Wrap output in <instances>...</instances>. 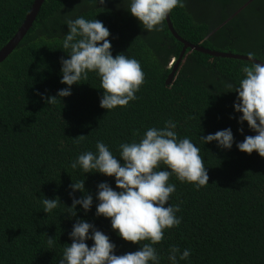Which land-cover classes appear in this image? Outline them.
<instances>
[{"label":"trees","instance_id":"obj_1","mask_svg":"<svg viewBox=\"0 0 264 264\" xmlns=\"http://www.w3.org/2000/svg\"><path fill=\"white\" fill-rule=\"evenodd\" d=\"M35 0H0V51L17 34ZM130 0H46L32 29L20 46L0 64V264H59L77 220L91 223L115 244L114 254L137 251L111 227V220L96 215L98 185L116 189L115 178L71 167L84 152H97L103 141L118 159L122 143L139 142L150 127L163 128L172 120L178 139L189 138L200 148L209 181L199 187L181 182L173 174L176 190L168 205L180 206L179 226L166 229L153 245L159 264H172L170 249L191 255L178 264H264V158L241 152L237 144L256 133L241 124L234 92L244 78L241 68L251 62L212 57L188 49L170 81L184 44L163 30L147 32L128 10ZM170 14L176 33L186 42L220 53L255 58L264 63V0H184ZM101 21L110 31L111 52L140 62L144 84L137 99L126 107H100L101 80L94 72L70 87L71 95L56 104L69 86L62 84L61 59L70 50L62 47L69 18ZM234 85L226 92V84ZM230 128L231 149L201 137ZM243 128L241 133L239 129ZM139 130V135L133 133ZM87 135L77 142V136ZM123 164V161L121 160ZM159 170H167L161 165ZM85 179L93 204L71 208L70 185ZM71 193V195H70ZM59 198L50 213L43 199ZM76 211V215L72 216ZM91 234V233H90ZM48 237L55 243L49 247ZM89 247L94 243L86 241Z\"/></svg>","mask_w":264,"mask_h":264},{"label":"clouds","instance_id":"obj_2","mask_svg":"<svg viewBox=\"0 0 264 264\" xmlns=\"http://www.w3.org/2000/svg\"><path fill=\"white\" fill-rule=\"evenodd\" d=\"M93 4H104L105 0H91ZM184 0H130L128 10L147 32L163 30L164 21L177 7L183 8ZM69 28L63 37L62 47L70 50L68 59H61L62 84L69 86L62 89L57 96L46 98L47 104H56L59 97L71 95L70 87L88 79V73L94 72L101 80L103 96L100 107L111 110L126 107L130 101L137 99L136 93L144 84V72L140 62L134 58L111 52L110 31L97 20L84 17L69 18L65 21ZM255 53H248L250 65H244L241 71L244 78L234 92L238 93L234 104L236 112L242 113L239 122H247L256 134L245 136L243 142L236 146L241 152L251 155L257 152L264 158V63H255ZM227 91H233L234 85H225ZM172 120L165 122L163 128L150 127L139 142L122 143L119 146L118 159L103 141H97V152L87 151L72 162L71 167L78 166L86 173L98 172L115 178L114 190L107 182L98 185L96 215L109 218L111 227L119 236L132 244L150 241L139 250L123 255L114 254L115 244L102 231L84 220H77L70 233L72 243L63 250L59 264H159V256L153 245L164 239L166 229L179 226L181 219L176 213L180 206H170L168 201L175 192V184L169 179L174 174L181 182L193 183L199 187L209 181L204 158L200 148L189 138L178 139ZM242 133L243 128L239 129ZM134 135H139L136 130ZM87 135L77 136V142ZM205 144L216 141L225 149H231L234 136L230 128L201 137ZM123 161V164L121 163ZM164 165L171 171L159 170ZM73 192L85 191V179L70 185ZM87 193V192H86ZM71 195V193H70ZM44 212L50 213L60 203L59 198L42 201ZM93 204V196L84 195L80 199L73 197L71 208L82 205L85 212ZM76 215V211L72 216ZM91 233V234H90ZM93 240L91 247L86 243ZM55 243L48 237L47 244ZM191 255L189 249L182 253L178 247L170 249L169 260L178 264Z\"/></svg>","mask_w":264,"mask_h":264},{"label":"water","instance_id":"obj_3","mask_svg":"<svg viewBox=\"0 0 264 264\" xmlns=\"http://www.w3.org/2000/svg\"><path fill=\"white\" fill-rule=\"evenodd\" d=\"M45 2H46V0H35L30 12L28 13L24 23L22 24L21 28L18 30L17 34L0 51V64L4 63L13 54V52L20 46V44L22 43V41L27 36V34L30 32L34 23L36 22L39 14H40V11H41ZM166 21H167L168 27H169L171 33L173 34V36L177 40H179L181 43L184 44V49H183L182 55H181L180 59L178 60V62H176L174 71L172 72V74L170 76V81L172 80V78L176 72L177 67L180 65V63L183 59V55L185 54V52L188 49H191L192 51L201 52V53L210 55L212 57L232 59V60H242V61L251 62V61H249L248 57H246V56H239V55H234V54H230V53L226 54V53L214 52V51H210V50L205 49V48L200 47V46L192 45V44L186 42L184 39H182L176 33V31L174 30L173 25L171 23L170 16L167 17ZM253 62L262 63L256 59Z\"/></svg>","mask_w":264,"mask_h":264}]
</instances>
